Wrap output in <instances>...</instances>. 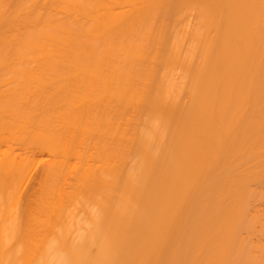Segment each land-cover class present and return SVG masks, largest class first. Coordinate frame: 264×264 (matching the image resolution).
Instances as JSON below:
<instances>
[{"label":"bare ground","instance_id":"bare-ground-1","mask_svg":"<svg viewBox=\"0 0 264 264\" xmlns=\"http://www.w3.org/2000/svg\"><path fill=\"white\" fill-rule=\"evenodd\" d=\"M0 264H264V0H0Z\"/></svg>","mask_w":264,"mask_h":264}]
</instances>
